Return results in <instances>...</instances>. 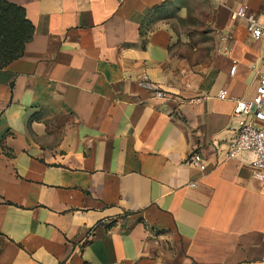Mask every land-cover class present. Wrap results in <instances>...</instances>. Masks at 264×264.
<instances>
[{"label":"crops","instance_id":"obj_1","mask_svg":"<svg viewBox=\"0 0 264 264\" xmlns=\"http://www.w3.org/2000/svg\"><path fill=\"white\" fill-rule=\"evenodd\" d=\"M9 1L35 29L0 68V264H264V183L225 157L264 74L233 12L264 0Z\"/></svg>","mask_w":264,"mask_h":264},{"label":"built area","instance_id":"obj_2","mask_svg":"<svg viewBox=\"0 0 264 264\" xmlns=\"http://www.w3.org/2000/svg\"><path fill=\"white\" fill-rule=\"evenodd\" d=\"M235 19H242L246 22V27L254 40L264 39V23L250 13L246 6L242 5L233 12ZM224 35L222 39L228 40ZM228 52V47L223 48ZM236 66L231 68L234 74ZM142 84L148 89L153 98L158 100L167 99V93L159 88L150 85L149 77L143 76ZM228 96L226 89L218 90L217 97L225 100ZM232 119L238 122L237 133L230 142L226 150V159H235L245 153L250 154V164L253 167V176L264 183V74L259 77L255 94L250 99L239 98L235 100ZM189 164L198 168L201 172L207 170L204 158L195 151L189 157ZM191 186H196V182H191Z\"/></svg>","mask_w":264,"mask_h":264},{"label":"trees","instance_id":"obj_3","mask_svg":"<svg viewBox=\"0 0 264 264\" xmlns=\"http://www.w3.org/2000/svg\"><path fill=\"white\" fill-rule=\"evenodd\" d=\"M34 29L22 6L0 0V68L23 56Z\"/></svg>","mask_w":264,"mask_h":264}]
</instances>
